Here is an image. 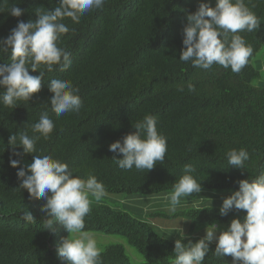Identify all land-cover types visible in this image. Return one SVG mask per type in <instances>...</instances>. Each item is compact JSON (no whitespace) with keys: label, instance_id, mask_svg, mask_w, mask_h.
Here are the masks:
<instances>
[{"label":"trees","instance_id":"obj_1","mask_svg":"<svg viewBox=\"0 0 264 264\" xmlns=\"http://www.w3.org/2000/svg\"><path fill=\"white\" fill-rule=\"evenodd\" d=\"M199 2L105 0L102 8L85 14L79 23L70 18L62 21L70 29L60 43L71 53V68L43 69L41 90L31 100L18 102L13 109L0 103V264H66L57 248L68 232L58 222L55 234L42 229L43 219L48 218L42 210L45 201L30 199L26 190L19 189L16 172L31 164L35 153L13 156L8 145L12 134L26 130L31 135V125L45 111L55 128L36 148L67 163L74 175L86 179L93 174L105 185V197L90 198L84 229L104 238L98 240L102 264H173L178 238L160 233L159 220L154 218L160 215L149 205L157 202L154 198H163L162 210H166L172 185L183 175L186 163L195 166L194 175L202 185V191L187 202L181 198L180 208L191 201L196 205L181 213L191 229L228 225L245 214L233 209L221 216L215 206L222 202L213 197L238 190V180L255 179L264 171V0H245L261 25L256 32L238 33L254 49L239 74L218 64L203 70L179 60L186 14L194 12ZM207 2L215 5V0ZM57 4L58 0H0V38H6L18 20L35 21L39 8L52 10ZM12 5L23 10L20 17L7 11ZM4 63H10L9 54H0V64ZM60 78L79 89L83 102L79 113L59 117L52 113L47 86ZM189 84L195 91L188 90ZM146 114L157 117V129L167 137L165 160L147 171L122 170L112 159L122 157L109 151V144L134 132L132 124ZM241 147L250 156L242 170L226 159L227 151ZM10 158L21 159V165L11 167ZM130 203L136 207L127 206ZM27 209L36 218L31 223L21 218ZM200 238L191 233L183 242ZM214 249L215 242L203 264H231V256L216 258Z\"/></svg>","mask_w":264,"mask_h":264},{"label":"clouds","instance_id":"obj_2","mask_svg":"<svg viewBox=\"0 0 264 264\" xmlns=\"http://www.w3.org/2000/svg\"><path fill=\"white\" fill-rule=\"evenodd\" d=\"M104 3L105 0H58V6L52 10L39 8L35 21L18 20L9 35L0 38V54L10 55V63L0 64V89H3L0 103L13 109L18 102L31 100L41 90L43 69L53 72L54 66L59 65V71L67 72L71 68V53L61 45L60 38L70 29L62 21L70 18L73 23H79L82 16L102 8ZM7 11L13 17H20L23 12L15 5ZM185 19L180 61L190 62L192 67L203 70L218 64L237 74L249 63L253 46L238 33L256 32L261 21L245 0H215L214 6L201 0L196 10L186 14ZM29 70L39 74L31 75ZM47 87L51 93L48 103L52 113L57 117L69 112L79 113L83 102L79 89L70 80L51 79ZM188 90L195 91L194 85L189 84ZM157 123L156 116L146 114L132 124L134 132L109 144V151L122 157L114 155L112 158L120 169L135 167L147 171L157 162L163 164L168 150L167 137L158 131ZM54 128V120L45 111L39 121L31 125V135L22 130L18 135L9 136L8 145L13 149V156L35 153L32 163L19 167L16 172L19 189L26 190L30 199L45 201L42 210L48 213V218L43 219L42 229L55 234L58 229L54 225L58 222L68 232L57 248V255L66 264H102V249L98 247L97 239L84 229L85 217L91 211L90 198L100 201L105 197V185L93 174L86 179L74 175L75 170L67 163L36 148L37 142L42 138L47 140ZM17 147L22 151H15ZM249 158V152L243 147L226 152L228 165L237 169H244ZM9 164L17 168L21 159L10 158ZM194 173L193 164L183 165V175L173 183L172 192L167 197L172 212L176 211L182 197L202 191L200 180ZM237 184L238 190L222 199L218 211L221 216H226L233 209L243 210V218H233L223 229H219L216 223L207 225L204 235L195 243L191 240L183 242L182 220L177 221L168 229L179 234L174 241L173 264H203L213 242L216 258L231 256V264H264V171L255 179H241ZM21 218L30 223L36 220L28 209L22 212Z\"/></svg>","mask_w":264,"mask_h":264},{"label":"rangeland","instance_id":"obj_3","mask_svg":"<svg viewBox=\"0 0 264 264\" xmlns=\"http://www.w3.org/2000/svg\"><path fill=\"white\" fill-rule=\"evenodd\" d=\"M259 58H256V60H254V64L256 63V61ZM263 62H264V59H263ZM262 75L264 76V72L262 73ZM231 192H233V191H223V192H219V193L216 192L217 195L215 197H213V199H215V201L218 200V201H221L222 202V199L224 197L230 195ZM125 198H128V200H129V198H132V197L126 196ZM182 198L184 199L183 202H185V200L187 202L188 201V198H192V197L189 196V197H182ZM161 199H156L155 198V201H157V202H152V203H150L149 206H151V208H153V209H151L152 212L160 215V216L154 217V218L157 219V220H159V223L158 224L161 227L158 228V230L160 231V233L163 236L169 237L171 239L179 238V234L178 233L171 232L168 229H170L173 224H175L177 221H180V220H182V221H180V225L183 228L184 236L191 235V233H194V235L196 234V236H200V237H202L204 235V231H205V228H206L205 225H197V226H195L194 229H191V227L189 225L190 221L187 218H184V216L181 215L182 212H186L188 210H192L194 207H196V205L193 204L192 201H191V203L186 204V206L183 207V208H180L179 207L180 205H177L178 207L176 208V211L175 212H172L170 210V204H168V207L166 208L165 211L162 210V208H163V198H161ZM167 201L170 202L169 200H167ZM127 206H129V207H136L135 205H132V203L128 204ZM215 207H220V206L216 205ZM244 215L245 214H243L241 216H238V217L242 219ZM165 216H167L168 218L165 217ZM227 226L228 225L220 224V225H218V228L219 229H223V228H226ZM95 238L97 239V241L100 240V239H102V240L104 239L103 237H101L99 235L98 236H95ZM112 241H114V240H112ZM135 260H141V259H138V257L136 256V259Z\"/></svg>","mask_w":264,"mask_h":264},{"label":"crops","instance_id":"obj_4","mask_svg":"<svg viewBox=\"0 0 264 264\" xmlns=\"http://www.w3.org/2000/svg\"><path fill=\"white\" fill-rule=\"evenodd\" d=\"M155 199V198H154ZM183 202V201H182ZM179 205H182V204H179ZM151 208V206L149 207V209ZM152 209V208H151Z\"/></svg>","mask_w":264,"mask_h":264}]
</instances>
